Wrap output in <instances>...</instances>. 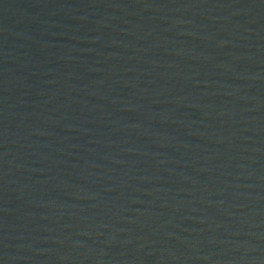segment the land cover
<instances>
[{
	"label": "water",
	"instance_id": "water-1",
	"mask_svg": "<svg viewBox=\"0 0 264 264\" xmlns=\"http://www.w3.org/2000/svg\"><path fill=\"white\" fill-rule=\"evenodd\" d=\"M0 264H264V0H0Z\"/></svg>",
	"mask_w": 264,
	"mask_h": 264
}]
</instances>
